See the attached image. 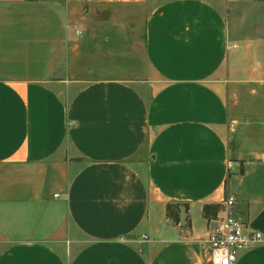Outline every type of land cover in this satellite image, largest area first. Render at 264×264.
<instances>
[{"label":"crops","instance_id":"1","mask_svg":"<svg viewBox=\"0 0 264 264\" xmlns=\"http://www.w3.org/2000/svg\"><path fill=\"white\" fill-rule=\"evenodd\" d=\"M250 2L0 0V264H209L227 196L262 236L235 264H264Z\"/></svg>","mask_w":264,"mask_h":264},{"label":"built area","instance_id":"2","mask_svg":"<svg viewBox=\"0 0 264 264\" xmlns=\"http://www.w3.org/2000/svg\"><path fill=\"white\" fill-rule=\"evenodd\" d=\"M80 34L77 32V36ZM227 166L231 168V162ZM54 197L57 198L58 195ZM234 203V198L230 196L221 202L223 217L217 220L208 237L209 264H235L240 253L255 248L262 242L261 234L251 231L246 221L235 212Z\"/></svg>","mask_w":264,"mask_h":264},{"label":"rangeland","instance_id":"3","mask_svg":"<svg viewBox=\"0 0 264 264\" xmlns=\"http://www.w3.org/2000/svg\"><path fill=\"white\" fill-rule=\"evenodd\" d=\"M259 5L261 7L263 6V8H264V0H252V2H250V4L248 6L251 7V8H254V10H255V8L259 7ZM262 12L263 13H261V15H264V9H263ZM120 14H122V13H120V12H112V11H110L108 9V10H105L104 12H102L100 15H101V17H109V18H111V17H118V16H120ZM239 16H240V13H239ZM235 26L236 27H235L234 31H236L237 35H242V34L246 33V29H244L243 25H241L240 22L238 24H235ZM262 32H264V30H262ZM172 207H173L172 210L177 209L178 211H180V205H173Z\"/></svg>","mask_w":264,"mask_h":264},{"label":"trees","instance_id":"4","mask_svg":"<svg viewBox=\"0 0 264 264\" xmlns=\"http://www.w3.org/2000/svg\"><path fill=\"white\" fill-rule=\"evenodd\" d=\"M220 210L221 205H205L203 207V217L207 220L215 219ZM167 214L173 221L178 220V212L173 211L170 205L167 207Z\"/></svg>","mask_w":264,"mask_h":264}]
</instances>
